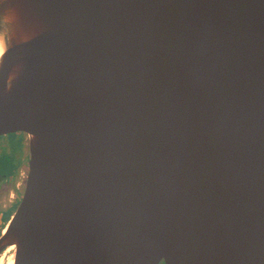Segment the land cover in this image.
<instances>
[{"label":"water","instance_id":"obj_1","mask_svg":"<svg viewBox=\"0 0 264 264\" xmlns=\"http://www.w3.org/2000/svg\"><path fill=\"white\" fill-rule=\"evenodd\" d=\"M2 25L14 264H264V0H0Z\"/></svg>","mask_w":264,"mask_h":264},{"label":"flooded vegetation","instance_id":"obj_2","mask_svg":"<svg viewBox=\"0 0 264 264\" xmlns=\"http://www.w3.org/2000/svg\"><path fill=\"white\" fill-rule=\"evenodd\" d=\"M9 135L12 134L5 133L0 135V155L2 154L0 168L6 165L9 161L15 159L25 161L27 169L22 167L17 176L11 174L8 169H5V171L0 170V237L4 233L11 217L16 212L22 200L27 182L30 161L29 138L26 136L27 134L24 132H18L17 134L21 142V148L19 150L21 151V154L18 155L17 152L19 151L12 153L8 147L6 137ZM8 247L6 246L0 249V259L6 255V249H8ZM160 264H164V262H161Z\"/></svg>","mask_w":264,"mask_h":264},{"label":"rangeland","instance_id":"obj_3","mask_svg":"<svg viewBox=\"0 0 264 264\" xmlns=\"http://www.w3.org/2000/svg\"><path fill=\"white\" fill-rule=\"evenodd\" d=\"M12 135H9L6 137V141L8 144V147L12 153L17 152L21 148V142L17 136L18 132H10ZM15 133V134H14ZM9 134V133H8ZM21 154V151L17 152V155ZM0 160L2 161V154L0 155ZM24 167L27 169V165L25 161L21 160H11L6 165L2 166L0 170L5 171V169L10 170L11 174L14 176L18 175L19 170ZM12 247V246H9Z\"/></svg>","mask_w":264,"mask_h":264},{"label":"bare ground","instance_id":"obj_4","mask_svg":"<svg viewBox=\"0 0 264 264\" xmlns=\"http://www.w3.org/2000/svg\"><path fill=\"white\" fill-rule=\"evenodd\" d=\"M2 26L3 27H0V62H1L2 56L4 55L5 50L7 49V46H8V41H7V37H6L7 31L5 30L6 26H4V25H2ZM26 136H28V135H26ZM5 231H6V229H5ZM6 250H7L6 255H4V254H3L4 256L1 255L3 257L0 259V264H14L15 245H12V247H8V249H6Z\"/></svg>","mask_w":264,"mask_h":264}]
</instances>
